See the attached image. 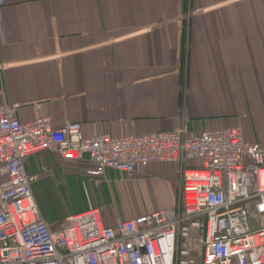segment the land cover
Listing matches in <instances>:
<instances>
[{
	"label": "crops",
	"instance_id": "obj_1",
	"mask_svg": "<svg viewBox=\"0 0 264 264\" xmlns=\"http://www.w3.org/2000/svg\"><path fill=\"white\" fill-rule=\"evenodd\" d=\"M0 65V109L15 107L22 123L46 116L117 138L241 126L264 146V0H7ZM24 164L37 183L72 167L87 195L117 177L107 171L94 189L87 163L49 152ZM133 177L157 185L158 209L180 196L176 164Z\"/></svg>",
	"mask_w": 264,
	"mask_h": 264
},
{
	"label": "built area",
	"instance_id": "obj_2",
	"mask_svg": "<svg viewBox=\"0 0 264 264\" xmlns=\"http://www.w3.org/2000/svg\"><path fill=\"white\" fill-rule=\"evenodd\" d=\"M46 152L87 163L81 172L94 189L107 171L130 179L151 164H176L179 202L112 223L94 207L50 224L33 194L39 174L24 164ZM247 205L261 217L256 227ZM191 246L202 247L201 264H264V146L246 140L241 126L85 137L80 123H22L15 107L0 109V264H186Z\"/></svg>",
	"mask_w": 264,
	"mask_h": 264
},
{
	"label": "rangeland",
	"instance_id": "obj_3",
	"mask_svg": "<svg viewBox=\"0 0 264 264\" xmlns=\"http://www.w3.org/2000/svg\"><path fill=\"white\" fill-rule=\"evenodd\" d=\"M114 176L117 177L109 189L103 188L99 192L93 190L94 193L87 195L82 184L84 182L81 173L71 167L64 174L56 175L54 179L37 183L33 188V194L44 219L56 226L65 224L72 215L82 213L91 207L100 208L103 215L107 210L106 221L112 223L118 219L126 220L143 215L149 210L158 209L164 202L155 183L128 179L121 174H114ZM85 186L89 184L86 183ZM179 198L178 193L171 204L162 207L176 206ZM103 202H109L106 205L108 209L102 207L103 205L100 206ZM247 210L249 226L256 227L261 217L252 205H247ZM201 255V246L193 248L191 246L187 258L183 260L186 264H201Z\"/></svg>",
	"mask_w": 264,
	"mask_h": 264
}]
</instances>
